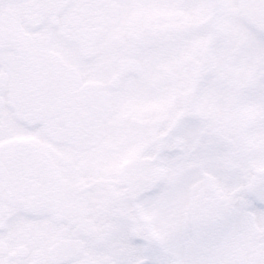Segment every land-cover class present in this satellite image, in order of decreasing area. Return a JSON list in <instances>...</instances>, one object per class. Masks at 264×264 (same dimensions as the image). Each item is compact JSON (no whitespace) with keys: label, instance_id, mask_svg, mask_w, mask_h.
<instances>
[{"label":"snow or ice","instance_id":"6c2138e0","mask_svg":"<svg viewBox=\"0 0 264 264\" xmlns=\"http://www.w3.org/2000/svg\"><path fill=\"white\" fill-rule=\"evenodd\" d=\"M0 264H264V0H0Z\"/></svg>","mask_w":264,"mask_h":264}]
</instances>
